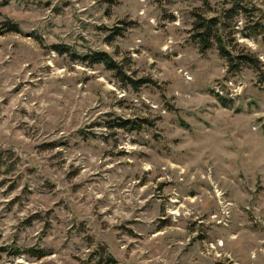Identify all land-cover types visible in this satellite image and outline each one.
Returning a JSON list of instances; mask_svg holds the SVG:
<instances>
[{"label": "rangeland", "instance_id": "374dc122", "mask_svg": "<svg viewBox=\"0 0 264 264\" xmlns=\"http://www.w3.org/2000/svg\"><path fill=\"white\" fill-rule=\"evenodd\" d=\"M206 1L0 0V264H264V0Z\"/></svg>", "mask_w": 264, "mask_h": 264}, {"label": "trees", "instance_id": "16d2710c", "mask_svg": "<svg viewBox=\"0 0 264 264\" xmlns=\"http://www.w3.org/2000/svg\"><path fill=\"white\" fill-rule=\"evenodd\" d=\"M203 1H204V3L207 2L206 0H203ZM236 6H238V5L234 4L227 12L232 13L236 9H240V7H236ZM217 20L218 19H216V18H211V19L205 21L204 19H202L200 17L198 20H196V22L194 24V30L196 31L195 35H196V38H197L198 43L200 45V48L202 50L209 49L212 46L211 39L217 40L218 42L221 41L217 32L213 31L217 25ZM9 30L10 31H17L18 28L15 25H11L9 27ZM219 48H220V51L224 57L229 56V53L224 51L222 46H219ZM53 50L57 54H63L65 52H67L68 49H66V47H64V46L54 45ZM241 58H244V57L241 56ZM82 62H85V64H87L88 66H93L95 64H101L106 70L112 71L114 73V76L116 77L117 81L121 82V83L122 82L123 83L128 82L130 84L136 85L137 83H140V82H147V81H142V80L141 81L140 80L139 81L132 80L128 75H126L122 66L120 64H118L116 61H114L108 53L103 52V51H93V52H90L88 54L83 55ZM124 123H126V122H124ZM119 126L124 127V124L119 125ZM131 130H133V129H131ZM36 256H37V258H42L43 256H45V254L43 252H40V253H37Z\"/></svg>", "mask_w": 264, "mask_h": 264}]
</instances>
